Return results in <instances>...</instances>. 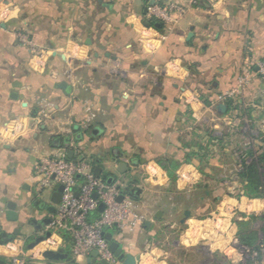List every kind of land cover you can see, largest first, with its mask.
I'll return each instance as SVG.
<instances>
[{"label":"crops","instance_id":"0c3cea01","mask_svg":"<svg viewBox=\"0 0 264 264\" xmlns=\"http://www.w3.org/2000/svg\"><path fill=\"white\" fill-rule=\"evenodd\" d=\"M151 1L0 0L1 224L11 222L6 218L9 201L16 204L18 219L20 208H31L34 215L44 211L48 201L35 192L33 168L45 152L64 147L67 138L58 128L69 119L74 134L83 132L86 152L98 160L100 177L133 181L132 195L148 215V226L109 230L125 254L139 255L137 264H165L164 251L152 240L174 234L175 223L188 225L176 243H204L208 224L190 215L168 219L186 211L173 202L174 192L206 184L197 159L184 163L183 158L194 142L207 144L208 120L216 119L214 133L220 136L219 124L229 125L224 120L232 115L249 119L264 132V77L237 91L230 109L227 104L224 112L210 106L217 94L235 89L237 76L256 70L263 59L264 0H154L160 6L176 3L184 13L147 26L144 16ZM17 30L51 49L45 68H31L29 50L13 36ZM66 72L73 74L75 84L67 82ZM61 82L69 90L58 88ZM86 107L94 119L82 130ZM17 119L23 130L10 135L3 124ZM93 128L99 129L97 134ZM253 140L255 146L261 144ZM122 158L129 162L119 173L115 168ZM157 159L179 163L175 180ZM219 166L225 169L224 163ZM261 201L249 204L261 206ZM219 224L217 219L215 229ZM67 248L69 243L62 250ZM89 257L72 264H92Z\"/></svg>","mask_w":264,"mask_h":264},{"label":"built area","instance_id":"2783aa9c","mask_svg":"<svg viewBox=\"0 0 264 264\" xmlns=\"http://www.w3.org/2000/svg\"><path fill=\"white\" fill-rule=\"evenodd\" d=\"M183 13V7L176 3H167L163 6L152 4L144 17L148 21L167 22L171 20L172 15L179 17ZM13 36L18 44L29 50L30 65L33 70L46 67L47 59L51 54L50 48L39 44L30 34L23 31H14ZM258 76L264 77V57L257 63L256 70H247L237 76L235 89L217 94L210 106L216 108L218 104H226L227 100L235 97L237 91L245 90L251 80ZM65 77L70 84L76 83L71 72H66ZM85 109L87 116L79 125L82 130L88 129L94 119L90 108ZM68 120L58 128L59 133L67 138L64 147L51 148L45 152L33 168L37 177L35 192L39 198L46 189L49 190L50 197L59 185L63 186L60 202L55 206V212L50 215V220L42 232V234L50 232V236L36 247L27 249L26 252L20 250L7 255L0 251V256L7 259V264H55L43 259L41 252L62 249L67 243L64 234L70 239L69 249L72 258L89 257L95 250L100 260L115 264L117 259L109 251L103 232L113 227L118 230L133 231L141 228L147 221V213L132 195L133 188L124 191L128 185L122 177L118 175L107 183L106 179L93 173L96 164H92L85 144L75 139ZM3 128L10 135L23 130L22 123L18 119L4 123ZM70 151L74 159L68 158L67 154ZM120 162L128 164L129 160L122 158ZM183 176L185 175L181 174L180 177ZM78 177L81 181H77ZM94 194L96 197H93ZM100 204L104 205L102 211H98ZM239 246L241 250L246 249L243 245ZM4 247L13 248L10 243ZM249 259L248 264H264L263 257L257 251H251Z\"/></svg>","mask_w":264,"mask_h":264},{"label":"rangeland","instance_id":"374dc122","mask_svg":"<svg viewBox=\"0 0 264 264\" xmlns=\"http://www.w3.org/2000/svg\"><path fill=\"white\" fill-rule=\"evenodd\" d=\"M242 118L232 115V118L227 117L224 120L230 122L229 125L219 124L218 130L223 135L222 142L214 143L211 151L222 152L221 148L224 147L227 152L223 151L218 158L210 157L207 163L196 160L198 171H200L199 169H207L209 172L208 175L204 176L206 184L203 186L205 188L197 190L194 185L191 191L185 189L174 192L176 198L173 202H177L181 210L189 211L191 218L208 224V237L204 243L183 247V245L176 243V240L180 236V231L185 232L188 225H180L179 223L172 225L174 234H169L166 238L154 235L152 241H158V246L164 251L165 255L163 254V256L167 257L164 260L165 264H248L251 249L245 246L246 249L241 250L237 235L238 228L240 231L250 228L257 236L258 245L264 240L261 232L264 202L261 201V206L258 203L255 207L249 204L253 199L263 200L264 198L245 197L241 190L242 184L237 177L241 161L239 156L243 154L244 149L255 145L253 139H255L257 132H263V130L261 127H252L249 119ZM214 120L215 122L212 121V123L209 120L206 122L208 130L213 132L216 131L213 125L217 122L216 119ZM249 160L246 159L247 162ZM221 163L225 164L223 171L219 166ZM123 180L128 181V178L125 177ZM41 198L48 201V189L42 193ZM20 209V219L7 224L0 223V228L9 231V233L15 228L19 231L16 234H11V239L8 242L0 244V251L7 255L20 250L26 252L27 245L42 234L45 228L42 221L43 217L49 218L45 211L39 215H34V213L31 214V208L25 212ZM251 214H256L258 219L249 225V215ZM183 218V212H180L177 216H171L168 219L173 222ZM217 219H220L219 230L214 227ZM7 243H10L13 248L4 247ZM201 248H205V250Z\"/></svg>","mask_w":264,"mask_h":264},{"label":"trees","instance_id":"16d2710c","mask_svg":"<svg viewBox=\"0 0 264 264\" xmlns=\"http://www.w3.org/2000/svg\"><path fill=\"white\" fill-rule=\"evenodd\" d=\"M158 5H161V3ZM154 24L155 21L146 20L147 26H154ZM226 104L228 105V109H230L229 107H231V100H227ZM82 134L83 132L80 130L75 131V139L80 141L83 136ZM205 136L208 138L207 144L205 146H202L200 142H194L192 146L193 150L192 151L189 150L184 154V158H183L184 163H190L192 159H198L201 163H207L210 157L215 156V152L211 151L213 148L212 145H214V143H220L223 138V135L221 136L216 135L213 131L206 130ZM255 138H257L261 144L248 147L242 151L243 154L239 156V159L241 161H240V170L237 172V177L241 181L242 184L241 190L245 197L264 198V132L262 131L257 132ZM61 141H64V139ZM90 159L92 164L98 163V160L95 158V156H90ZM246 159H250V160L247 162ZM156 162L165 171V173L170 178V180L172 181L175 180L176 175L174 171L178 167L179 164L178 162L172 159H157ZM199 170L202 173V175L205 176V172L202 169ZM111 177L114 178V176ZM77 181H81V178L78 177ZM126 183L128 186L124 191H127L130 188H132L131 185H133L134 182L128 180V182ZM195 188L197 190L198 189L202 190L203 188H205V186L197 184ZM257 219L258 216L256 214L249 215V220H250L249 225L252 224ZM261 220L263 222L261 232L264 236V216L261 218ZM236 224L238 223L236 222ZM237 235L241 245L249 247L251 251H257L258 254L262 257L264 256V240L258 245L257 236L252 230H250V228H248L247 230L242 229L241 231L238 228ZM63 237L67 241V243L70 242L68 236L64 234ZM63 251L68 255H70V249L67 248L64 249ZM0 264H6L5 257L0 256Z\"/></svg>","mask_w":264,"mask_h":264},{"label":"water","instance_id":"95a60500","mask_svg":"<svg viewBox=\"0 0 264 264\" xmlns=\"http://www.w3.org/2000/svg\"><path fill=\"white\" fill-rule=\"evenodd\" d=\"M154 3V0H152L149 4L152 5ZM188 36H191V33L188 34ZM56 54V53H55ZM58 88L64 89V90H69V85L66 82H61L59 84H57ZM13 97L14 94L12 95ZM216 109L220 112H224L226 110V104H218L216 106ZM99 131L98 128H93L92 129V133L93 134H97V132ZM65 142H67V139H65ZM68 158H72V152H68L67 154ZM127 164L124 162H119L117 163L116 166V171L119 173H123L126 170ZM93 173L96 176H100L102 173V168L100 166H94L93 168ZM112 180V177H108L106 179L107 183H110ZM63 189L62 185H59L56 189V191H54L50 197H49V203L45 205V209L46 212L48 213V215H51L55 212V206L57 204H59L60 202V198H61V191ZM77 194H75L76 196ZM93 197H96V194L93 195ZM120 199V198H119ZM104 208L103 204H100L98 207V211H102ZM161 215V212L158 211L156 212V214L154 215L155 218H159V216ZM190 215L189 211H185L184 212V217L188 218ZM6 218L8 221L11 222H15L18 220V213L16 212V204L12 201H9L6 205ZM49 218H46L45 220H43V223L46 225L49 222ZM150 224L149 221L145 222V226H148ZM18 232V229H14L13 234H16ZM5 233L2 234L3 237H5ZM50 236V232H45L44 234H40L38 235L32 242H30L27 245V249H32L34 247H36L37 245H39L42 241H44L46 238H48ZM103 236L106 240V242L108 243V249L109 251L114 255V257L121 262V264H137V261L139 260L140 256L139 255H133L130 253H124L122 251V249L119 247L118 243L116 241L113 240L112 237V233L107 229L105 232H103ZM11 238H5L2 241L0 240V244L1 243H5L8 242ZM202 250H205V248H201ZM41 257L47 261L50 262H54V263H59V262H65V263H74L75 260L74 258H72L70 255H68L67 253H65L62 249H57V250H43L41 252ZM88 263H92V264H109L107 261L105 260H100L98 258V253L97 251L93 250L90 253V257L87 260Z\"/></svg>","mask_w":264,"mask_h":264},{"label":"flooded vegetation","instance_id":"af4514ba","mask_svg":"<svg viewBox=\"0 0 264 264\" xmlns=\"http://www.w3.org/2000/svg\"><path fill=\"white\" fill-rule=\"evenodd\" d=\"M43 207H44L43 210L46 212L45 206H43ZM46 214H47V216L50 217V215H48L47 212H46ZM45 219H46V218L43 217L42 221L45 220ZM15 229H16V228H15ZM13 231H14V229L9 233V231H7V230H3V229L0 228V240L2 241V240L5 239V238H11V234H13ZM18 232H19V231H18ZM3 233L6 234L5 237L2 236Z\"/></svg>","mask_w":264,"mask_h":264}]
</instances>
